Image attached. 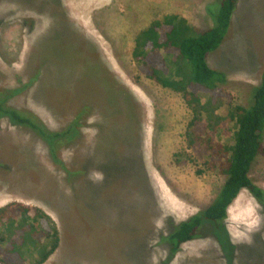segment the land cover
Masks as SVG:
<instances>
[{
    "label": "rangeland",
    "instance_id": "374dc122",
    "mask_svg": "<svg viewBox=\"0 0 264 264\" xmlns=\"http://www.w3.org/2000/svg\"><path fill=\"white\" fill-rule=\"evenodd\" d=\"M216 1L0 0V90H22L10 105L53 131L84 106L92 109L81 137L59 148L63 166L33 132L0 119V208L18 202L53 218L62 242L45 264H163L166 220H187L216 199L226 177L189 150L190 108L142 75L132 57L137 35L166 15L210 28L208 6ZM209 65L226 74L235 104H252L264 71V0H240L231 34ZM128 105L135 126L122 144ZM227 134L220 139L230 144ZM79 170L85 173L71 176ZM250 176L264 189V157ZM261 214L246 190L230 206L234 264H264ZM210 231L206 225L170 264H226Z\"/></svg>",
    "mask_w": 264,
    "mask_h": 264
},
{
    "label": "trees",
    "instance_id": "16d2710c",
    "mask_svg": "<svg viewBox=\"0 0 264 264\" xmlns=\"http://www.w3.org/2000/svg\"><path fill=\"white\" fill-rule=\"evenodd\" d=\"M239 2L217 0L209 5L213 26L206 30L191 25L184 17L166 15L135 39L132 57L141 74L181 95L192 112L186 134L189 150L209 171L226 177L216 199L206 209L181 222L166 220L167 231L159 237L160 246L168 252L163 264H170L182 246L198 238L206 225L211 226L210 236L217 241L226 264H234L238 245L225 222L230 206L243 190L258 203L264 226V189L250 176L253 164L264 157V71L254 90L252 104L243 106L235 104L234 97L224 88L226 74L209 65L210 56L225 45L231 34ZM21 91L0 90V119H8L33 132L48 145L53 160L63 166L58 150L81 137L91 107L84 106L64 130L53 131L35 113L10 105L11 99ZM128 108L122 144L130 140L135 126L134 112L130 105ZM222 108L226 114H222ZM138 127L139 132L143 131L140 122ZM225 129H228L226 138L232 141L230 144L221 142ZM84 173L82 170L70 172L71 176ZM258 239L264 241V227ZM61 242L58 225L44 210L18 202L0 208V264H28L29 258L32 260L29 264H45Z\"/></svg>",
    "mask_w": 264,
    "mask_h": 264
}]
</instances>
